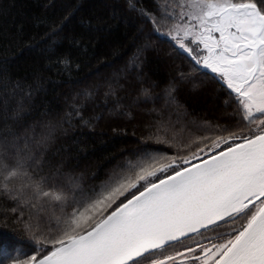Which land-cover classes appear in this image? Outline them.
<instances>
[{"label": "trees", "instance_id": "obj_1", "mask_svg": "<svg viewBox=\"0 0 264 264\" xmlns=\"http://www.w3.org/2000/svg\"><path fill=\"white\" fill-rule=\"evenodd\" d=\"M157 4L168 8L166 0H0V142L46 138L34 147L38 168L11 182L0 173L4 264L34 254L36 237L63 215L38 197L37 182L64 185L71 201L125 166L179 161L237 127L230 91L142 15Z\"/></svg>", "mask_w": 264, "mask_h": 264}, {"label": "snow or ice", "instance_id": "obj_2", "mask_svg": "<svg viewBox=\"0 0 264 264\" xmlns=\"http://www.w3.org/2000/svg\"><path fill=\"white\" fill-rule=\"evenodd\" d=\"M166 3L175 15L168 8L160 13L159 4L142 15L157 38L172 42L230 90L237 127H226L179 162L153 158L125 166L71 201L64 185L44 190L37 182L38 197L63 215L47 226V237H36L34 254L12 264H264V0ZM165 23L170 26L162 32ZM45 141L0 142L4 179L38 168L34 147ZM206 230L212 234L205 236ZM193 234L204 239L175 247Z\"/></svg>", "mask_w": 264, "mask_h": 264}, {"label": "flooded vegetation", "instance_id": "obj_3", "mask_svg": "<svg viewBox=\"0 0 264 264\" xmlns=\"http://www.w3.org/2000/svg\"><path fill=\"white\" fill-rule=\"evenodd\" d=\"M218 230L223 231L224 230V226L222 225L221 228L218 229ZM211 234H212V230H206L205 233H204L205 236H208V235H211ZM203 239H204L203 236L195 234V235H193L191 237H188V238L184 239L182 242H178L175 247L180 249V250H183L184 247L191 246L194 243V241L203 240Z\"/></svg>", "mask_w": 264, "mask_h": 264}, {"label": "water", "instance_id": "obj_4", "mask_svg": "<svg viewBox=\"0 0 264 264\" xmlns=\"http://www.w3.org/2000/svg\"><path fill=\"white\" fill-rule=\"evenodd\" d=\"M203 71H205V72H207V73H209L210 75H212V76H214L215 77V75L214 74H211L207 69H204V68H202L201 66H199ZM216 78V77H215ZM217 79V78H216ZM218 80V79H217ZM219 81V80H218ZM225 88H226V86L221 82V81H219ZM230 91V90H229ZM193 163H196V161H193ZM193 235H195V234H193ZM192 235V236H193ZM186 238H188V237H186ZM186 238H184V239H186Z\"/></svg>", "mask_w": 264, "mask_h": 264}, {"label": "rangeland", "instance_id": "obj_5", "mask_svg": "<svg viewBox=\"0 0 264 264\" xmlns=\"http://www.w3.org/2000/svg\"><path fill=\"white\" fill-rule=\"evenodd\" d=\"M206 152H207V149H206ZM201 156H202V158H203V156H204V154H201ZM177 162H179L178 160H177ZM182 166H184V165H182ZM120 171L118 170V171H114L113 173H111V175H110V177L114 174V173H119ZM109 177V178H110ZM109 178L107 179V181L109 180ZM104 184V183H103ZM102 184V185H103ZM102 185H100V186H102ZM178 249V248H177ZM180 250V249H179Z\"/></svg>", "mask_w": 264, "mask_h": 264}]
</instances>
